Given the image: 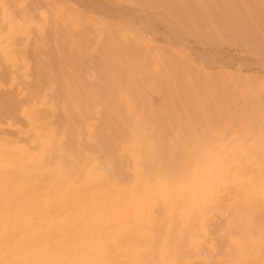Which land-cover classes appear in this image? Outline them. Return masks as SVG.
Returning <instances> with one entry per match:
<instances>
[{
	"label": "rangeland",
	"instance_id": "374dc122",
	"mask_svg": "<svg viewBox=\"0 0 264 264\" xmlns=\"http://www.w3.org/2000/svg\"><path fill=\"white\" fill-rule=\"evenodd\" d=\"M0 264H264V0H0Z\"/></svg>",
	"mask_w": 264,
	"mask_h": 264
}]
</instances>
